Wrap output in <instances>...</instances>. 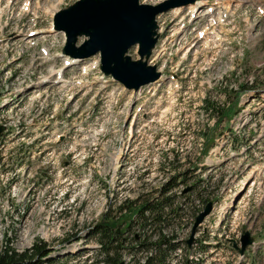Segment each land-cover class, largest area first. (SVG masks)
<instances>
[{
	"label": "rangeland",
	"instance_id": "374dc122",
	"mask_svg": "<svg viewBox=\"0 0 264 264\" xmlns=\"http://www.w3.org/2000/svg\"><path fill=\"white\" fill-rule=\"evenodd\" d=\"M74 1L0 0V248L43 244L40 264H93L101 257L95 226L105 220L124 228L126 264H146L136 244H150L157 232L178 244L165 264L189 257L264 264V12L257 1L222 0L215 7L226 16L211 24L192 21L188 8L159 15L149 63L162 78L137 92L54 82L58 69L72 78L51 19ZM129 54L137 58L136 47ZM205 97L221 112L205 111ZM166 196L174 197L168 222L139 230L131 208ZM204 198L213 209L187 248ZM243 230L255 244L241 256L232 240Z\"/></svg>",
	"mask_w": 264,
	"mask_h": 264
},
{
	"label": "water",
	"instance_id": "95a60500",
	"mask_svg": "<svg viewBox=\"0 0 264 264\" xmlns=\"http://www.w3.org/2000/svg\"><path fill=\"white\" fill-rule=\"evenodd\" d=\"M194 1L165 0L151 5L140 4L139 0H77L56 12L54 28L65 33L66 43L62 49L64 54L84 59L99 53L100 69L104 74L112 75L128 89L137 90L140 86L155 81L160 75L156 66L147 64L157 40L155 16ZM80 36H84V41L76 46ZM136 44L140 59L133 60L130 55L125 54ZM211 210L212 202H208L196 215L186 241L188 246L193 241L197 227ZM240 242V248L235 242L233 246L239 253H243L253 242L249 231L242 232ZM118 264L125 262L120 261Z\"/></svg>",
	"mask_w": 264,
	"mask_h": 264
},
{
	"label": "trees",
	"instance_id": "16d2710c",
	"mask_svg": "<svg viewBox=\"0 0 264 264\" xmlns=\"http://www.w3.org/2000/svg\"><path fill=\"white\" fill-rule=\"evenodd\" d=\"M202 108L205 111L213 110L221 112L222 108L216 106L213 102H210L208 98H203ZM217 112V113H219ZM214 115V114H211ZM229 118L230 115H225ZM200 181H195L194 188L200 185ZM173 187V184L171 185ZM165 190L168 187L164 188ZM208 198L202 199V202H206ZM174 197L166 196L161 200L157 199L156 202H143L140 206L133 209L132 213L138 218V228L142 232H147L148 229L152 230V226L160 225L161 223L168 222L171 207L173 205ZM169 210V211H168ZM131 222V221H130ZM130 225L128 224V227ZM153 231V230H152ZM151 231V233H152ZM94 232L98 235V255L101 257L93 264H118L120 259V248L123 245V239L121 234L123 228L114 222L103 221L95 226ZM145 232V233H146ZM143 235V238L152 237ZM155 233V232H154ZM156 239L150 244H147L145 240H141L136 244L137 248L141 249V252H145L143 262L146 264H165L169 255L175 252L176 243L174 242L173 234L157 232L155 234ZM135 247V246H134ZM44 245H35L32 248H28L23 252L15 250L11 245L7 243L0 248V264H40L41 257L45 256ZM39 258L33 260L34 258Z\"/></svg>",
	"mask_w": 264,
	"mask_h": 264
},
{
	"label": "bare ground",
	"instance_id": "6f19581e",
	"mask_svg": "<svg viewBox=\"0 0 264 264\" xmlns=\"http://www.w3.org/2000/svg\"><path fill=\"white\" fill-rule=\"evenodd\" d=\"M198 4H199V3H198ZM196 5H197V4L190 6L191 14L193 13V10H194V11L196 10ZM196 12H198V11H196ZM196 12H195V13H196ZM195 13H193V14H195ZM220 18H221V16L219 15V19H220Z\"/></svg>",
	"mask_w": 264,
	"mask_h": 264
}]
</instances>
